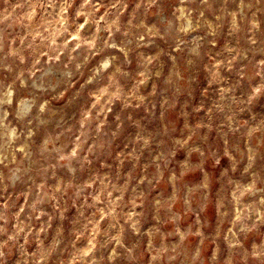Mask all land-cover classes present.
Masks as SVG:
<instances>
[{"label":"rangeland","instance_id":"374dc122","mask_svg":"<svg viewBox=\"0 0 264 264\" xmlns=\"http://www.w3.org/2000/svg\"><path fill=\"white\" fill-rule=\"evenodd\" d=\"M0 264H264V0H0Z\"/></svg>","mask_w":264,"mask_h":264},{"label":"bare ground","instance_id":"6f19581e","mask_svg":"<svg viewBox=\"0 0 264 264\" xmlns=\"http://www.w3.org/2000/svg\"><path fill=\"white\" fill-rule=\"evenodd\" d=\"M23 104H25L26 106H28V104L26 102H23Z\"/></svg>","mask_w":264,"mask_h":264},{"label":"clouds","instance_id":"9594fccd","mask_svg":"<svg viewBox=\"0 0 264 264\" xmlns=\"http://www.w3.org/2000/svg\"><path fill=\"white\" fill-rule=\"evenodd\" d=\"M104 67H107V64H105Z\"/></svg>","mask_w":264,"mask_h":264}]
</instances>
